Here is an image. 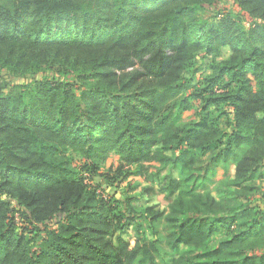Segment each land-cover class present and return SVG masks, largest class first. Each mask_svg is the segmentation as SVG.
<instances>
[{"label": "trees", "instance_id": "1", "mask_svg": "<svg viewBox=\"0 0 264 264\" xmlns=\"http://www.w3.org/2000/svg\"><path fill=\"white\" fill-rule=\"evenodd\" d=\"M221 1L0 0V73L42 76L0 87V264H156L138 218L164 214L86 182L113 152L171 202L172 264H264V0L193 16ZM232 158L229 193L196 192Z\"/></svg>", "mask_w": 264, "mask_h": 264}, {"label": "rangeland", "instance_id": "2", "mask_svg": "<svg viewBox=\"0 0 264 264\" xmlns=\"http://www.w3.org/2000/svg\"><path fill=\"white\" fill-rule=\"evenodd\" d=\"M216 9H199L196 11L195 18L196 20H206L207 18L214 16L217 14V11H232L236 13L237 7L234 4V0H223L221 3H217ZM245 24L248 23L247 16H242ZM218 19V18H215ZM188 21V20H187ZM228 50L224 55H228ZM203 62V63H202ZM210 60L207 58L198 60L199 71L196 74V79H202L206 74L207 70L205 67L209 64ZM202 63V64H201ZM51 75H48L47 78H51ZM42 79L41 75L30 76L25 78H8L5 72L0 73V87L5 85L9 86H25L27 84H31L35 81H40ZM222 110L220 108H212L209 110L210 116L212 119L216 120V123L220 125L221 128L225 127V117L218 116ZM194 112L189 111L183 114L182 121H190L193 119ZM75 164H78V159L76 155L71 153ZM235 162V161H234ZM233 162V158L229 159L227 162H219L214 170L208 175L207 179L200 182L198 186H196V192L200 194H208L212 195L216 199H222L227 193L226 184L230 181L231 178L236 174L235 163ZM261 171L264 173V158L261 163ZM130 172V174H128ZM135 167L129 168L124 165L121 161L120 156L113 152L110 153L107 157L105 163L100 168L99 174L97 177L93 178V180H86L89 185H99L98 192L101 193L104 197H114L118 201L124 205L126 202H130L132 205L141 206L143 208L146 207H154L155 211L159 213H163V217L159 218L152 225L147 223V220L140 215L138 209V215L140 218L138 220L142 224L145 235L155 241L156 244V253L154 254V262L156 264H172L174 259L182 253L185 248L181 247L178 250H172L168 244H166V239L168 234L170 233L169 227L165 222L164 216H166L169 212V205L171 202L165 200L163 195L155 194L154 191L145 192V188H154L155 186H151L150 178H143L138 176V174L134 173ZM151 172V171H150ZM169 173V169H166L162 172L160 178H163ZM85 177H87L85 175ZM252 185L258 188L255 196L249 202V206L252 208H257L259 210L264 211V180L253 178ZM230 189V188H229ZM134 199V202H132ZM218 201V200H217ZM136 206V207H137ZM129 242L131 245L134 244V230L130 228L128 230ZM219 238L213 237V243L215 244Z\"/></svg>", "mask_w": 264, "mask_h": 264}]
</instances>
